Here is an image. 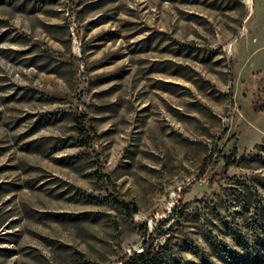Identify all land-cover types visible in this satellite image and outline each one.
I'll return each instance as SVG.
<instances>
[{
    "label": "rangeland",
    "instance_id": "obj_1",
    "mask_svg": "<svg viewBox=\"0 0 264 264\" xmlns=\"http://www.w3.org/2000/svg\"><path fill=\"white\" fill-rule=\"evenodd\" d=\"M177 201L148 264H264V0H0V264H120Z\"/></svg>",
    "mask_w": 264,
    "mask_h": 264
},
{
    "label": "trees",
    "instance_id": "obj_2",
    "mask_svg": "<svg viewBox=\"0 0 264 264\" xmlns=\"http://www.w3.org/2000/svg\"><path fill=\"white\" fill-rule=\"evenodd\" d=\"M72 121L78 134V142L85 147H91L95 142L96 134L88 116L85 113H76L72 116ZM216 150V146H214L212 153L204 158L202 164L203 169L210 164L211 156ZM236 153V147H233L228 155H223V164L221 166L222 174H226L228 167L234 163ZM216 160L212 164H216ZM100 175L104 176L105 181L112 190L111 199L113 202L120 206L129 216L137 213V206L133 202L125 201L120 195L116 194L115 185L111 182L110 178L104 173H100ZM179 204L180 201H177L168 214V217L158 221L151 232H148L146 225L143 227L144 238L140 250H133L129 254L123 256L120 264H148L158 257L161 252V246L157 245L155 240L164 237L170 231V227L164 228L163 226L181 213V211L177 209ZM187 206L188 203H184L181 205V208H186ZM147 233L148 237H145Z\"/></svg>",
    "mask_w": 264,
    "mask_h": 264
}]
</instances>
